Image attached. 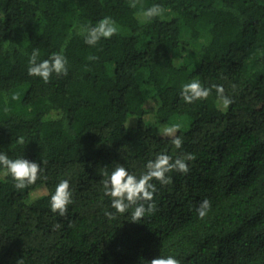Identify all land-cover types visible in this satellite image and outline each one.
<instances>
[{
    "label": "trees",
    "instance_id": "16d2710c",
    "mask_svg": "<svg viewBox=\"0 0 264 264\" xmlns=\"http://www.w3.org/2000/svg\"><path fill=\"white\" fill-rule=\"evenodd\" d=\"M129 3L0 0V152L43 169L17 189L0 166V264H264V0ZM156 4L163 17L145 22L140 5ZM105 17L117 34L89 46L81 26ZM34 49L38 62L62 52L68 74L30 76ZM193 80L211 94L185 103ZM175 117L188 119L180 149L163 135ZM189 153L187 174L151 181L154 213L134 223L111 207L105 171L139 178L157 155ZM65 179L73 203L60 216L50 201Z\"/></svg>",
    "mask_w": 264,
    "mask_h": 264
},
{
    "label": "clouds",
    "instance_id": "9594fccd",
    "mask_svg": "<svg viewBox=\"0 0 264 264\" xmlns=\"http://www.w3.org/2000/svg\"><path fill=\"white\" fill-rule=\"evenodd\" d=\"M140 0H130L129 6L137 8ZM142 8V16L145 22L151 21L154 18H162L164 8L158 4L152 5L147 9ZM118 32L116 23L111 17L101 19L95 26L82 25L80 34L84 36V41L89 46H96L102 39H110ZM40 52L39 49H34L29 58L28 74L41 78L45 83H48L53 74L67 75L68 61L67 58L60 53H53L48 59L38 62ZM89 60H95L97 57L89 56ZM219 101L224 108H227L233 103V100L225 95L223 86L213 85ZM235 87V86H233ZM211 94V89L205 88L197 80L186 83L182 86L181 97L185 103H193L197 100H205ZM13 99H19L14 95ZM179 124L165 127L163 135L172 138L171 142L176 149L182 147L183 141L177 135L180 129ZM17 143L23 144L24 138L20 137ZM195 157L192 154H185L183 157H178L173 161V158L167 154H159L154 160H149L146 164L147 171L139 178L134 174H130L128 170L121 166H117L110 174L105 171L106 177L102 183L104 186V194L111 198V207L119 214H125L129 209L131 212V221L138 223L146 214H152L156 210L154 203V193L156 192L153 180L159 181L162 185L171 183L172 178L167 173L179 171L187 174L189 167L186 161L193 160ZM0 166L7 170L15 181V188L24 189L29 185L35 184L40 178L43 169L41 165L31 162L24 158L10 159L4 152H0ZM72 191L68 180H61L57 185L54 194L51 196V210L53 213H58L60 216H65L68 212V206L73 203ZM211 208L209 200L205 199L197 208V213L200 218H204ZM110 219L115 218L111 212L105 213ZM58 227V225H57ZM17 264H23V260L17 261ZM146 264H180V261L172 256L159 257L152 259Z\"/></svg>",
    "mask_w": 264,
    "mask_h": 264
},
{
    "label": "rangeland",
    "instance_id": "374dc122",
    "mask_svg": "<svg viewBox=\"0 0 264 264\" xmlns=\"http://www.w3.org/2000/svg\"><path fill=\"white\" fill-rule=\"evenodd\" d=\"M172 120L173 124H179L181 126L180 128H185L188 124L187 118L175 117Z\"/></svg>",
    "mask_w": 264,
    "mask_h": 264
}]
</instances>
